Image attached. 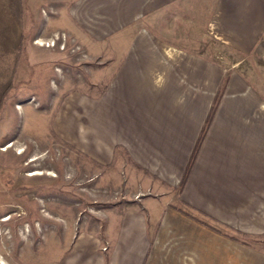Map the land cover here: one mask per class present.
<instances>
[{"label": "crops", "instance_id": "crops-1", "mask_svg": "<svg viewBox=\"0 0 264 264\" xmlns=\"http://www.w3.org/2000/svg\"><path fill=\"white\" fill-rule=\"evenodd\" d=\"M67 8L95 52L116 47L106 50L100 91H67L50 131L95 166L119 170L128 195H149L78 220L56 264H262L245 239L264 236V0Z\"/></svg>", "mask_w": 264, "mask_h": 264}, {"label": "rangeland", "instance_id": "rangeland-1", "mask_svg": "<svg viewBox=\"0 0 264 264\" xmlns=\"http://www.w3.org/2000/svg\"><path fill=\"white\" fill-rule=\"evenodd\" d=\"M72 1L0 0V257L6 264H56L90 213L103 218L108 206L149 195H128L119 170L95 166L50 131L67 91H100L106 50L116 47L114 39L93 50L66 15ZM33 171L43 174L29 177ZM245 243L264 253V236Z\"/></svg>", "mask_w": 264, "mask_h": 264}, {"label": "trees", "instance_id": "trees-1", "mask_svg": "<svg viewBox=\"0 0 264 264\" xmlns=\"http://www.w3.org/2000/svg\"><path fill=\"white\" fill-rule=\"evenodd\" d=\"M206 125H207V123L204 125V127H203V129H202V131H201V133H200V136H199V138H198V141H197V143H196V145H195V147H194V149H193V151H192V153H191V155H190L189 161H188V163H187V166H186V168H185V170H184L183 176H182L181 181H180V184H179V187H180V188H181V187L183 186V184H184V181H185L186 176H187V174H188V171H189V169H190L191 163H192L193 158H194V156H195V153H196V151H197V149H198L199 142L201 141V139H202V137H203V135H204V132H205V130H206Z\"/></svg>", "mask_w": 264, "mask_h": 264}, {"label": "bare ground", "instance_id": "bare-ground-1", "mask_svg": "<svg viewBox=\"0 0 264 264\" xmlns=\"http://www.w3.org/2000/svg\"><path fill=\"white\" fill-rule=\"evenodd\" d=\"M20 109V108H19ZM12 145H9L7 146V148H10ZM35 161V159L33 160ZM32 162V161H31ZM43 173L39 172V171H33V173L31 172V174H28L29 177H32V176H39V175H42ZM7 219H4L2 220L1 222H6ZM0 264H6L3 259L0 257Z\"/></svg>", "mask_w": 264, "mask_h": 264}]
</instances>
